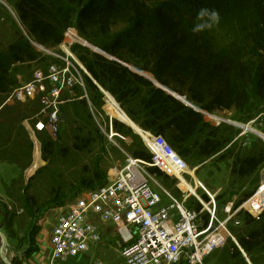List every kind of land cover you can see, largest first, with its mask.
I'll return each mask as SVG.
<instances>
[{
    "label": "trees",
    "instance_id": "16d2710c",
    "mask_svg": "<svg viewBox=\"0 0 264 264\" xmlns=\"http://www.w3.org/2000/svg\"><path fill=\"white\" fill-rule=\"evenodd\" d=\"M2 1L16 21L8 7L0 5V11L12 20L11 39L0 49V163L7 161L22 169L7 188L15 214L1 202L0 214L8 232L14 229L16 213L21 226L29 227L25 255L37 250L35 236L41 228L35 225V217L106 184L107 168L101 157L107 154L96 122L105 116L106 97L101 89L143 131L165 138L191 168L215 159L227 165L224 195L230 201L236 199L234 209L253 195L262 179L264 141L256 137L245 146L241 128L227 123L214 126L199 110L212 115L234 112L243 125L264 122V0ZM202 9L208 10L204 16L199 15ZM71 29L114 60L80 44L71 48L87 71L77 66L84 85L61 90L60 136L53 140L45 130L37 132L48 165L25 185L23 174L32 164L33 143L24 137L22 121L39 123L35 121L38 113L17 116L23 104L10 106L8 101L37 72L46 78L52 66L66 69L65 61L45 55L33 43L54 53ZM128 67L149 74L194 108ZM45 84L49 93L51 86L48 81ZM47 122L48 118L43 125ZM111 128L119 137L132 140L122 145L133 158L152 161L131 128L117 120L109 122L107 133ZM150 171L168 185L166 174L157 168ZM201 209L197 205L195 211ZM237 219L241 227L231 231L239 247L229 239L212 255H216L214 264H264V213L254 218L242 211Z\"/></svg>",
    "mask_w": 264,
    "mask_h": 264
},
{
    "label": "built area",
    "instance_id": "2783aa9c",
    "mask_svg": "<svg viewBox=\"0 0 264 264\" xmlns=\"http://www.w3.org/2000/svg\"><path fill=\"white\" fill-rule=\"evenodd\" d=\"M65 37L66 40L72 39L67 41L68 44L78 42L85 46V42L74 29L69 30ZM43 51L53 55L49 50ZM58 58L63 60L60 56ZM66 62L69 64L68 60ZM65 70L52 66L46 78L41 72H37L34 80L22 84L8 101L26 104L41 97L43 112L48 110L46 125L49 126V133L55 140L60 136L58 106L61 102L58 98L61 90L67 89V85L70 87L67 90H70L78 83L70 74L64 84H61L58 76ZM46 81L51 87L52 83L55 85L48 94ZM80 81V85L83 86L81 77ZM57 84L59 85L56 86ZM50 93L58 101L45 99ZM199 111L210 124L217 122L216 125L219 126L223 123L221 119L216 121L214 115ZM27 126L35 134L29 124ZM110 131L113 132L112 128ZM113 137L110 133V138ZM141 138L145 149L152 155L151 162L133 158L124 149L119 148L126 157L125 163L124 165L119 163L114 174L109 173L104 186L84 191L71 203L56 209L57 214L53 219L51 233L53 252L49 264H63L69 259L89 252L91 246L102 242L104 232L99 227V222L108 225L118 220L123 221L130 230L127 236L119 234V239L116 240V244L120 246L119 253L126 264H206V261L225 243V238L223 240L221 237L222 231L239 247L227 225L233 222L235 227H241V222L237 219L240 212H247L254 218L264 213V173L253 196L237 209H234L233 205L226 207L227 219L221 223L216 217V196L207 193L209 197L207 201L203 195H199L201 189H197L196 195L182 189L184 182L197 188L195 178L191 174H195L197 168H191L165 138L145 131ZM34 143L36 149L37 145L41 146L36 139ZM153 168L176 180V187L182 193L181 198L167 191L157 176L150 171ZM190 200L196 201L202 207L200 212L189 207ZM204 212H207V218L203 217ZM216 221L219 227L215 225ZM48 223V217L40 221L42 227ZM93 264L104 263L97 260Z\"/></svg>",
    "mask_w": 264,
    "mask_h": 264
},
{
    "label": "rangeland",
    "instance_id": "374dc122",
    "mask_svg": "<svg viewBox=\"0 0 264 264\" xmlns=\"http://www.w3.org/2000/svg\"><path fill=\"white\" fill-rule=\"evenodd\" d=\"M0 5H5L7 6L2 0H0ZM8 7V6H7ZM11 16L13 17V19L16 21V16L14 14V12L10 9V7H8ZM11 25H12V20H10L8 18V16L6 15V13L4 14L2 11H0V49L4 48L7 43L10 41L11 39ZM119 28H117V30L115 32H118ZM80 38V37H79ZM67 41H72L71 38H69V40H66L57 50L56 52H52L53 55L55 57H62L63 61L66 62V60H68L69 64L66 62L67 67L66 70L63 72L62 75H60L59 73V80L61 84H64L65 79H67V77L70 76V74L74 77V81H77L80 84V75H79V71L77 69V66L79 67L80 63H76L75 60H73L72 58H69L64 50H63V46L66 45L68 47V49L71 51V48L76 45V44H80L78 42L74 43L73 45H71L70 43L68 44ZM33 43V42H32ZM33 45L36 47V49L40 52H43L45 55H49L48 53H45L43 51L42 46L38 45L37 43H33ZM72 53V52H71ZM73 54V53H72ZM78 62V60H77ZM79 64V65H78ZM82 66V65H80ZM80 68V67H79ZM78 72V73H77ZM65 74H67V76H65ZM148 75V74H147ZM150 76V75H149ZM76 77V78H75ZM77 83V84H78ZM59 84H57L56 86H58ZM52 87L54 88L55 85L52 83ZM51 87V88H52ZM70 87L67 85V89H69ZM48 94V93H47ZM48 98L45 99H49L51 101L56 100L58 101V99H56L55 96H53L51 93L47 96ZM37 99H40L41 101V97H38ZM35 100V99H34ZM23 104V103H21ZM13 105V102L11 103L10 106ZM43 104L42 103H38V100L33 101V102H28L26 104L23 105H19L18 109L16 110V115L17 116H22V115H32V114H36L38 113L35 118V121L39 120L38 122H35V124L33 123V125L38 128L39 124H40V128H42V126H44L42 129H36V131H34L35 129L33 128V125L31 124L32 119H25L22 121V124H25L26 126L29 124V126L33 129V131L35 132V134L33 132L30 131L29 127L27 126V133H24V137L25 138H29V140H31L32 144V150L30 153L31 156V165H34V168H38L35 171H33V169L30 172H24L23 176H24V182L25 185L29 184L30 179L42 168H45L48 164L46 162L43 161L42 158V145L38 148L40 150V161L42 162V165H40L39 167L36 166V148H35V143L34 140H38L40 143V139L38 137L37 132H40L42 130H45V134L49 137H51L50 133H49V126L47 125H43V123L46 122L47 120V115L43 112ZM121 108V107H120ZM123 111V110H122ZM9 112H11V109H7L5 111L6 114H9ZM14 112V110H13ZM124 112V111H123ZM104 114L105 116L102 118H98V120H96V122L99 124V126L101 127V131L103 134V139H102V143L103 148L105 149V154H102V159L104 160L105 164L104 167L107 168V178L109 176V173L112 175L114 174V170L118 168V164H122L124 165L126 157L124 156V154L120 151L119 148L124 149L130 156L131 154L124 148V144H131L132 140L131 139H124L121 137H117L114 136L113 138H110V133H107L106 128L109 127V122H111V120H115V118L113 119V117L111 118V116H109L106 111L104 110ZM215 116V120L219 121V119H221L222 121H226L227 124L229 123H238L237 121V115L234 112H216L213 114ZM224 123V122H223ZM216 123H212V125L217 126ZM243 125V124H242ZM248 126L251 130L253 131H249L246 132L245 135H241V142L245 145V146H249L255 139L257 136V133H261L264 135L263 129H264V122H256L253 121L251 123H249ZM61 133V132H60ZM18 134V132H17ZM23 134V133H22ZM114 134H116L114 132ZM141 141L142 138L140 135H137ZM52 138V137H51ZM22 139V135L20 137V140ZM53 139V138H52ZM55 140V139H53ZM121 140V141H120ZM123 142V145H122ZM143 143V141H142ZM113 150V151H112ZM34 162V164H33ZM13 168L16 170L15 171V177L14 178H18V176L21 173V169L22 166H13ZM197 171L195 174L191 173L193 175V177L195 178L196 184H197V188H195L194 186H192L196 192L197 189H201L199 190V195H203L206 196L208 199V194H210L211 196H216L215 198V206H216V210H217V219L219 220V222L224 223L227 219V214H226V207L229 206H234V202H236V199H234L233 201H230V197L229 196H225V189L227 186V181H228V177H229V167H227V165L223 164V163H219L217 162V159L215 160H210L208 162H206L204 165L202 166H197ZM195 169V168H194ZM33 172V173H32ZM35 173V174H34ZM264 173V169L262 171V174ZM26 175V177H25ZM10 176H8L9 178ZM12 176L10 177L13 178ZM190 181H192V179L189 178ZM7 183H9L8 181H6ZM162 183V181H160ZM187 182H184V184H186ZM10 185V184H8ZM162 185L167 189V191H169L172 195H174L177 198H181L182 193L181 191L178 190V188L176 187V180L169 178L168 181V187L166 185H164L162 183ZM7 188H9L8 186H4V192L7 196ZM258 189V188H257ZM257 189L255 190V192L257 191ZM254 192V193H255ZM253 193V194H254ZM253 196V195H252ZM74 200V199H73ZM73 200L69 201L66 204L60 205V206H56V207H52L49 210H45L40 216L35 217V225L37 227H40L42 229V226L40 224V221L43 218L48 217L49 221L51 222L54 217L57 214L56 209H58L61 206H65L69 203H71ZM7 206L9 207V211L12 212V214H15L12 207L9 205L10 200L6 201ZM2 204L6 205L5 202H1ZM190 204V208L195 210L198 203L194 200H190L189 201ZM2 208L4 207L3 205L1 206ZM208 214L207 212H204L203 217L207 218ZM19 215L17 216L16 213V217H15V223H14V229L12 232H8L6 230L5 227H2L4 220L3 217L0 214V230L7 236L8 238V243H9V247H8V253L7 256L9 259H12L11 256V250L12 248H15L17 250V252H19L20 250H26V248H28V243L30 241L29 239V227L26 225H22L21 226V222H19ZM99 227L102 229L103 233V237H102V242H105V244H107V247L105 249V253L104 255H102L101 258V262H103L104 264H126L124 259L122 258L121 254L119 253L120 250V246L119 244H116V240L119 239V234H122L125 236L128 235L129 233V228L126 227L125 223L121 220H118L116 222H110L108 225H105L101 222H99ZM215 225L217 227H219V223L216 221ZM232 228H240V227H235L234 223L231 222L227 225V229L229 230V232H231L232 234ZM227 233H225L224 231L221 232V237L225 238V243L231 239L229 238L227 235ZM233 235V234H232ZM232 240V239H231ZM130 242V240L128 241ZM3 241L2 238L0 237V247L2 246ZM19 255V254H17ZM216 262V255L215 256H211L206 264H214ZM0 264H3V262L0 259Z\"/></svg>",
    "mask_w": 264,
    "mask_h": 264
},
{
    "label": "crops",
    "instance_id": "0c3cea01",
    "mask_svg": "<svg viewBox=\"0 0 264 264\" xmlns=\"http://www.w3.org/2000/svg\"><path fill=\"white\" fill-rule=\"evenodd\" d=\"M25 128V131L27 132V126L25 124L22 125ZM28 134V133H27ZM38 149V148H37ZM36 162V161H35ZM34 164V162H33ZM42 165V164H41ZM13 166H17V164H10L7 161L0 163V202H5L9 200V198L6 196L4 192V186H8L10 188L11 181L15 177V169ZM33 166V167H32ZM35 171L38 168H34V165H31L26 171L30 172L32 169ZM33 173V172H32ZM35 174V173H34ZM8 176H14L10 179ZM26 177V175H25ZM27 178V177H26ZM8 181L9 183H7ZM7 205V204H6ZM54 225L53 220L39 231V233L35 236V246L36 251L32 253L31 255H25L24 252L26 250H20L17 252L15 248H12L11 250V256L12 258H16L13 264H49L53 252V245L51 243V233H52V227ZM107 247V244L105 242H101L99 244L91 246V249L89 252L84 253L76 258L69 259L63 264H93L94 261H101V256L104 255L105 249ZM19 254V255H17Z\"/></svg>",
    "mask_w": 264,
    "mask_h": 264
},
{
    "label": "water",
    "instance_id": "95a60500",
    "mask_svg": "<svg viewBox=\"0 0 264 264\" xmlns=\"http://www.w3.org/2000/svg\"><path fill=\"white\" fill-rule=\"evenodd\" d=\"M85 46L90 48L92 51H94L95 53H98V54H101L105 57H107L108 59L110 60H114L111 56L107 55L106 53L102 52L101 50H99L98 48H96L95 46H92L88 43H85ZM73 59V58H72ZM82 67V66H81ZM80 69L83 70L86 74H87V71L82 67ZM130 70L136 72V73H139L140 75L146 77L147 79H149L150 81H152L157 87L159 88H162L164 90H166L170 95H172L173 97H175L176 99L184 102L187 106H190V107H193L191 104H189L185 99L181 98L180 96L168 91L167 89H165L164 87H162L159 83H157L151 76H149V74L147 75V73H144V72H140V71H137L136 69L132 68V67H128ZM101 89V88H100ZM102 93L105 95L106 97V102H107V99H109L108 96H110L115 102L116 100L107 92H105L103 89H101ZM117 103V102H116ZM118 104V103H117ZM118 106L120 107V105L118 104ZM194 108V107H193ZM121 109V108H120ZM122 110V109H121ZM125 114V113H124ZM117 120V119H115ZM119 121V120H117ZM120 123L126 125L127 127L131 128L133 130V132L136 134V135H140L138 133L135 132V130L128 126L127 124L119 121ZM133 122V121H132ZM224 123H227L226 121H223ZM134 123V122H133ZM135 124V123H134ZM231 125H234V126H237L239 128H241L243 130L242 132V136L246 134V132H249V131H253L251 130L248 126L246 125H242V124H238V123H229ZM139 127V126H138ZM140 128V127H139ZM141 129V128H140ZM142 130V129H141ZM143 131V130H142ZM144 132V131H143ZM111 135L112 136H117L119 137L117 134H114V131L111 132ZM257 136L262 139L264 141V135L261 134V133H257ZM0 213H1V209H0ZM0 237L2 238V241H3V244L2 246L0 247V259L1 261L3 262V264H13L14 261L16 260V258H12V259H9L8 256H7V253H8V247H9V243H8V238L7 236L0 230ZM239 245V244H238ZM245 258H246V255H245Z\"/></svg>",
    "mask_w": 264,
    "mask_h": 264
},
{
    "label": "bare ground",
    "instance_id": "6f19581e",
    "mask_svg": "<svg viewBox=\"0 0 264 264\" xmlns=\"http://www.w3.org/2000/svg\"><path fill=\"white\" fill-rule=\"evenodd\" d=\"M63 50L69 58L72 57L77 61L75 56L71 53V51L68 49V47L66 45L63 46ZM108 97H109V99H107L106 105L104 107V110L106 111V113L109 116H111V117L127 124L128 126L132 127L136 133L143 136L144 132L136 124H134L132 122V120H130V118L126 114H124V112L120 109L118 104L110 96H108ZM37 148H39V145H37ZM35 158H36V166L39 167L42 164V162L40 161V150L39 149H36ZM182 189H183V191L191 192L193 195L197 194L196 190L191 185H189L188 183L184 184L182 186Z\"/></svg>",
    "mask_w": 264,
    "mask_h": 264
},
{
    "label": "clouds",
    "instance_id": "9594fccd",
    "mask_svg": "<svg viewBox=\"0 0 264 264\" xmlns=\"http://www.w3.org/2000/svg\"><path fill=\"white\" fill-rule=\"evenodd\" d=\"M207 13H208V10H207V9H202V10L200 11L199 15H200V16H204V15L207 14ZM211 16H212L213 19H216V20L219 19L218 14H217L216 12H212V13H211Z\"/></svg>",
    "mask_w": 264,
    "mask_h": 264
}]
</instances>
